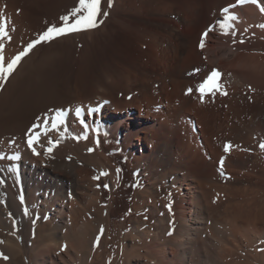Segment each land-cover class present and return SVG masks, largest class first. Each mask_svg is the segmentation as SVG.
Instances as JSON below:
<instances>
[{"label":"rangeland","instance_id":"obj_1","mask_svg":"<svg viewBox=\"0 0 264 264\" xmlns=\"http://www.w3.org/2000/svg\"><path fill=\"white\" fill-rule=\"evenodd\" d=\"M26 1L0 0V17H3L5 21L11 18L19 21H27V19L30 21L37 20L41 23L36 28L33 27L36 32L40 30L39 33L28 32L26 29L23 32L17 30L19 33H14L13 28L8 27L7 31L11 40L7 38L0 39V43L3 44L1 54L4 57L5 65L16 54L23 51L31 40L37 39L49 26L60 25V23L49 21L50 15L59 14L61 9L66 13H70L68 11L76 7L65 5L66 0L65 2H62L63 0H28L30 4ZM53 1L55 3L52 5ZM57 1L58 3H56ZM146 1L112 0L109 7V0H101L100 15L97 19L102 21V23L93 28L94 33L91 39L96 44L93 43L95 48L90 50V56L88 54L89 62L83 64L80 61L85 42L84 37L74 38L72 44H70L73 53L67 65L70 79L66 82L61 78V74L67 73L66 70L61 69L59 72V83L63 84L65 82L67 84L65 89L70 91L75 88L74 86L78 82L76 75L82 73L81 76H84L85 70L89 72L84 76L85 79L87 78L84 82L87 80L90 82H87L89 91L96 89L95 91L100 92L99 88L97 89V86H95V82H92L94 81L93 79H96V76L101 78H98L99 82L113 83L108 88L106 96H108L107 98L110 99L109 101L114 106L119 105L123 108H128L134 102V105H132L134 109L130 110L128 116L132 117L135 122L138 121L136 117L138 109L141 107L151 116L145 121L143 128L151 135L152 143L148 144L143 140L138 141L133 138L128 139L123 144V136L126 132L125 125L117 127L111 121L109 133H101L97 127L96 114L89 116V118L88 116L86 117L83 124L86 131L82 134L84 140L80 137V139L78 138L81 141V144L78 145V150L84 155H89V149H99L98 147L103 144L104 154L109 153L112 158V173L115 179L113 182L110 180L109 183L113 187L115 184L112 185L111 183L116 182L115 191L110 193L109 183L104 184L105 181L100 178L99 182L102 185L104 184V193L102 194L105 201L104 204L109 205L104 209L106 213L101 210L94 211L89 216V220H87L88 225L86 224L85 232H78L70 236L72 238L71 241L61 239L62 243L57 240L58 243L52 244L51 246L54 247L51 253L52 262L47 260L46 264H256V258L264 261V257L261 258L264 255V243H261V241H257L259 243L250 242L264 229V150L260 147L262 143L257 144L259 137L257 135L249 137L248 133L247 138L243 142L233 143L229 151L223 152V146L221 149L219 148L221 144L225 143L224 140L231 139L234 127H236L235 129L243 127L242 122L239 121L240 118H246L247 124L254 119L249 113L244 114L242 109L238 110L240 106L242 108L243 104L253 106L252 99L245 98L244 101H241L238 95L226 98L227 94L223 93H225L224 89L226 86L234 87L232 83H229L227 74L230 73V68L236 62L229 59L228 55L237 46L241 48L235 50L234 54L235 56L243 55L245 57L244 62L242 61L243 66L252 68L256 65L260 70L264 69V27L258 26L264 25V13L257 9L256 14L260 16L259 20L254 22L243 21L238 10H235L236 7L229 8V13L234 14L238 19L231 21L232 27L230 29H221L218 24V21L224 20V14H222L221 10L229 7V5L224 6L228 2L234 1L230 5H236L237 0H208V2L207 0H188L189 5H185L182 2L183 0L174 5H169L168 2L162 1L160 4L159 1L153 3L152 6H147ZM148 3H152L151 0H148ZM48 4H50V7H47L48 9L46 10L45 6ZM115 5L118 8L116 14L113 13ZM27 8H29L28 12ZM58 8L59 10H57ZM247 11L253 12L251 9H247ZM103 13H107V15L105 16ZM22 14L25 16L24 19ZM44 14H48V17H43ZM196 16L201 17L199 25L194 24L193 20ZM120 17L122 19L131 18L132 21L128 22L129 28L119 25L118 19ZM206 18L212 19L214 28L206 36L203 48L200 47L203 33L198 39L196 50L200 52V59L194 66L199 68L195 67V70L187 71L186 69L189 68L190 63L195 62L192 56L188 55V51L195 49L198 28ZM184 19L192 21L185 23L183 22ZM163 26L173 27L182 33L186 39H183L186 45L176 62L174 61L171 47H174L177 41L170 35L171 33L169 34L167 30L163 29ZM224 31H227L228 34H223ZM11 32L13 33L11 34ZM25 34L29 36H24ZM61 36L63 35L57 36L49 42H42L36 45L25 57L27 58L31 52H37L35 57L39 58L43 51L48 46H51L55 40L61 41L60 43L63 45L67 44L66 39L68 36ZM239 39L241 42H239ZM124 40L129 43V46L126 45V47H130L129 52L126 50V53L122 51L123 45L120 48L119 44ZM126 42L124 41V44ZM111 48L116 49L111 51ZM209 48L214 52L215 50L219 52L216 57L217 63L219 61L223 62L222 64L219 63V66L214 67L213 57L206 54ZM55 49L56 46H51L49 51H55ZM117 50H119V53H116ZM93 51L96 52L94 53ZM25 57L20 60L14 72ZM224 58L226 59L225 63ZM250 61L251 63H249ZM176 63L179 70L186 73V77L192 75L199 80L196 85V94L194 93L195 98L191 100L187 108H177L178 106L176 105L180 102L181 97L190 95L188 90L182 93V86L178 82L174 80L172 82L169 69ZM214 69L221 73L218 78L221 91L219 90V94H216V97L218 96L219 98L208 104L205 99L201 101L197 86ZM14 72L6 81L0 80V92ZM116 78L117 80H115ZM261 88L264 96V86L262 85ZM86 92L88 91L86 90ZM235 99H238L239 104L234 105V110L227 109L225 107L226 103H231ZM262 99L264 100V97ZM198 103L204 108L207 105L206 113L200 112V117L203 119L207 118L209 125H212L211 133L207 131L208 133L201 135L199 127H197L200 117H197L192 111L196 110L197 107L199 110L203 108H200ZM175 111L179 112L175 113ZM90 118L89 123L88 119ZM262 131L263 128L259 132ZM138 134L140 136L143 135ZM159 135L161 136V141H165L171 146L173 154L171 164L168 168L162 170L161 174H166L167 176L168 171H182L175 173L178 175V180L175 179V174L173 175V183L169 187L149 190L147 194L141 196L142 198L136 197L134 194L136 185L134 184V176L131 174L133 163H135L134 160L141 155H146L150 148L159 141L157 138ZM85 136L86 139L84 138ZM207 142L216 145L217 148L213 145L214 149L222 151L219 156L221 159L217 158L216 154L210 153ZM133 148L137 150H133ZM193 155H196L195 158ZM115 156L116 158L113 159ZM196 157L205 164H209L208 172H211L213 176L210 177L211 180L209 179L210 183L208 184L205 181L206 178H203V184L206 182L204 185L195 183L192 190L195 191V194L192 192L187 194L182 187V180H195V177H199L198 169L201 168L202 164L195 163ZM223 157L226 158V162L227 158L235 159V161H231L229 165L223 161L225 168L223 167L222 170L224 172L223 175H220V178L216 170L218 168L221 170L220 161ZM84 163L82 161L80 166H84ZM215 163H217L216 166ZM86 165L88 167L85 168L93 176L98 175L99 170L97 169V172V165H94L93 159H88L87 163H85ZM195 167L196 169H194ZM228 175H234L237 181L229 180ZM116 189H119V191ZM135 206L137 210H132V207L135 208ZM202 207L204 208V213L201 233L197 231L195 232L197 235H194V233L192 234L193 236L191 235L193 241L187 253H185L184 250L175 246L179 242L178 234L183 233V228H186L184 220L188 217L189 211H201ZM258 217H260L259 220ZM256 231L259 232L257 233ZM181 236H184V234ZM41 241L42 243L39 246L43 248L45 242ZM69 243L71 246H69ZM161 251L165 254V257H156V252ZM7 257L8 259L0 261V264H34L33 261L29 262L24 256L16 257L10 255Z\"/></svg>","mask_w":264,"mask_h":264},{"label":"bare ground","instance_id":"obj_2","mask_svg":"<svg viewBox=\"0 0 264 264\" xmlns=\"http://www.w3.org/2000/svg\"><path fill=\"white\" fill-rule=\"evenodd\" d=\"M72 1L74 0H71V2ZM159 1L160 4L162 1V2H168L169 5L170 4L174 5L177 4V2H180L181 0H151L152 3H148L147 0L145 3L147 6L148 5L152 6L153 3ZM195 1H199V0H195ZM62 2H65V0H63ZM182 2H184L185 5L188 4V0H183ZM53 3H55V1L52 2V5ZM56 3H58V1ZM231 3H234V1L228 2V4L226 3V5L224 6L230 5ZM49 5L50 4L45 6L46 10L48 9L47 7H50ZM65 5H67V3ZM116 6L117 5L114 6V10H113L114 14H116L118 9ZM262 7H264V0H257L256 3H245L243 5H238L236 3L235 10H238L240 17L243 21L254 22L259 20L260 18V16L256 14L257 13L256 10L257 9L260 10V8ZM29 8H27V12ZM247 9H251V11L253 12H248ZM57 10H59V8ZM24 17L25 16H23V19ZM200 19L201 17L196 16V18H194L193 20L194 24L199 25ZM129 21L130 22L132 21L131 18L122 19L120 17L118 19V23L120 22L119 25L121 24L128 28H129V23H128ZM191 21H189L188 19L183 20V22L185 23ZM6 23H7V29L8 27L13 28L14 33H19L17 32V30L18 31L21 30L20 32H23L24 29L32 33L33 32L39 33L40 31L39 30L36 32V29L33 30L40 23L37 20L30 21L27 19V21L24 20L19 21L18 19L12 20L10 18V20H7ZM211 23L213 25L208 26V24ZM157 25L160 26L159 24ZM213 28H214V22L212 21L211 18L209 19L206 18L203 24L199 26L197 38L195 40V49L192 51H188L189 52L188 55L190 57L192 56L195 62L190 63L189 68L186 69L187 71L194 69L195 67L199 68L197 66H194L197 64V61H199L200 59V52L196 50L198 39L202 33L204 34L206 31L209 33ZM163 29L167 30L169 34L171 33L170 35L174 37L175 40L177 41V44L175 42L176 45L174 47H171L172 55L174 61L176 62L178 58H180L184 50V47L186 45V42L183 40L185 39L184 35L170 26H163ZM12 33L13 32H11V34ZM93 33L94 31L90 30L85 32L84 35L85 42L83 46L82 55L80 58V61L83 64L89 62L88 54L90 50H93V48H95V45H93V43L95 42H93L91 39ZM26 35L27 34H25L24 36ZM29 35H27V37ZM75 37L76 34L69 35L66 39L67 44L65 45L60 43L61 41L55 40L54 43L51 44V46H56L55 51H49L51 46H48L46 50L43 51L42 55L39 58L35 57L37 52H33V53L31 52V54L27 56V58L25 57V59L21 61L20 66L17 68L14 74L9 78V80L3 86V89L0 92V156H4V157L13 156V155L19 156V159L17 160H10L7 158L0 159V237H2L0 238V261L5 260L4 259L5 256L7 257L11 255L16 257L24 256L26 259H28L29 262L33 261L34 264H46L47 260H49V262H52L51 253L54 250V247L51 246L52 244L55 245L57 240L60 241L61 239L71 241L72 238H70V236L75 235L78 232L79 233L85 232L86 224L88 225L87 220H89V216H91L94 211L101 210L102 212L106 213L104 209H106V206L108 207L109 205L104 204L105 201L103 200L102 194L104 193L103 185L105 183L106 184L109 183L110 180L113 182L115 179L112 173L113 172L112 163H111L112 158L109 156V153L104 154L105 151L103 149V144H101V146L98 147L99 149H94L92 151H89V155L88 154L84 155V153L82 154L80 150H78V145L81 144L80 143L81 141L78 140L77 137L82 138V134L83 132L86 131V129L83 126L84 123L81 124L80 120L76 118L74 112L75 108L79 107L82 109V111H84V116L81 118L83 119V121H85L87 116L88 118L89 116L91 117L90 114L91 110L96 111L95 113L96 123L101 133L103 132L109 133V130L111 129L110 127L111 121L117 127H121L125 125L126 132L125 135L123 136L124 137L122 141L124 142L123 144H125V142L128 139H133V138L137 139L138 141L143 140L148 144L152 143L150 138L151 135L149 134L148 131H145V129L143 128L145 121L148 120L151 116L147 111L143 110L141 107L138 109V114L136 117L138 121L135 122L132 117L128 116L130 114V110L133 108L132 105H134V102L131 106L128 105L129 106L128 108H123L122 106L119 105L114 106L112 102L109 101L110 99L107 98L108 96H106V93H108V88L111 87L113 83L99 82V79L101 78L98 77L99 78L98 79L96 76V79H93L94 81L92 82H95L96 84L95 86H97V89L99 88L100 92L95 91L96 89L93 91L91 90L89 91V89L87 88L88 86L87 82L89 81L87 80L86 82H84L87 79L84 78V76H86L85 74H87L88 72L87 70H85L86 72L84 76H81L82 74L81 72H79L81 74L78 73L79 75H76V80L78 82L76 81L77 83L75 84L74 86L75 88L72 91H70L69 89H65V87H67V84L65 82L63 84L59 83L58 80L60 78L58 76L61 69L64 71L66 70L67 72L68 69L67 65L70 61L71 54L73 53L70 44H72V41L74 40ZM203 39L206 40V36H204ZM126 40L124 41L126 42ZM124 41L119 44H120V48L121 45H123L122 51L126 53V50L127 52H129L128 50L130 49V47L127 48L126 45L129 46V43L126 42L124 44ZM89 42L92 43L89 44ZM239 42H241L240 39ZM116 48H111V51L115 50ZM240 48L241 47L237 46L236 49L235 48L234 49L238 50ZM235 50H232L233 52H230V54L228 55L229 59H232V61L236 63L232 68H230L231 69L230 73L227 74L229 78V83H232L234 87L230 88L229 86H226L224 92L227 94L226 98L228 97L231 98L232 95L233 96L238 95L240 96L241 101H244L245 98L249 100L252 99L253 106L243 104L242 108L240 106L238 110L242 109L244 114L249 113L250 116L253 117L254 119L251 122H248L249 124H247L246 118L245 119L240 118L239 121L242 122L243 127H239L237 129H235L236 127H234L232 129L234 131L233 136L231 137V139L224 140L225 143L221 144V146L219 147L220 149L222 148V146L223 149L225 148L226 145L231 146L235 142H243L245 138H247L248 133H249V137L250 136L252 137L254 135H257V137H259L257 139L258 140L257 144L264 143V117H263L264 100L262 99L264 96H263V89L261 88L262 85L264 86V69L260 70L259 67L256 65L253 66L252 68L249 66H243L245 57L243 55L235 56L234 54ZM118 51L119 50H117L116 53ZM206 54L213 57L212 59H213L214 67L219 66V63L221 64L223 63L219 61L217 63L216 57L219 54L217 50H215L214 52L212 51L211 48H209ZM223 60L225 63L226 59L224 58ZM249 63H251V61ZM169 73L172 82L174 80L175 82H178L180 86H182L181 87L183 89L181 90L182 93L185 90L192 89V91L189 92L190 95H188L187 97L184 96L181 97L180 102L176 104L178 106V107L176 106L177 108H187L191 100L195 98L194 93L196 92V85L199 82V80L196 77H193L192 75L186 77L185 76L186 73L181 72L179 70L177 63L175 65H172V67H170ZM69 77L70 76L68 75V72L65 74H61V78H63L66 82L70 79ZM89 80L91 81V79ZM115 80H117V78ZM218 84L220 85L219 81ZM86 90L88 92H86ZM219 90L221 91V87ZM219 90L215 91L214 96L211 93H206L203 99H205V101L208 104L213 101H216V99L219 98L218 96L216 97V94H219L218 93ZM87 93H89V95H87ZM198 94L200 95L199 92ZM237 104H239V101L238 99H235L234 101H231V103L227 102L225 107L227 109L230 108L231 110L232 109L234 110V105ZM199 105L200 108L203 107L201 104ZM206 106L205 108L204 107L201 108V110H199L197 107L196 110H193L192 112L197 117H200L201 115L200 112L206 113V108H207ZM57 110H64L67 113V115L65 117L63 125H61L57 129H52L51 128L52 117L55 115ZM98 110H101V114H99L100 116L97 113ZM179 111H175V113H178ZM46 120L48 121V124L47 127L45 128L44 122ZM88 120H89L88 122L90 123L91 118ZM33 125H39V127L33 128ZM197 127H199L201 135L206 134L208 132L211 133L213 129L212 125H209L207 118L203 119L201 117L199 118ZM262 128L263 131L259 132L260 129L262 130ZM29 129H32L31 133L29 132ZM258 132L260 135L258 134ZM37 133H39V142L38 143L34 142L33 147L36 149V153L38 154H34L32 148L28 146V137L29 135H35ZM138 133L143 135L140 136ZM160 137H161L160 135L157 136L159 141H157V143H155V145L152 146L150 150L148 149L149 152L146 155H141L134 160L135 163H133L134 166L132 167L133 171L131 172V174L134 176V184L136 185L135 186L136 190L134 192L136 197H141L144 194H147L149 190H153V189L159 190L160 187H169L173 183V178H172L173 175L176 172L182 171V170H177L174 172L168 171L167 176L166 174L165 175L161 174V171L168 168V166L171 164V161L173 159L172 156L173 154H172L171 146L168 145L165 141H161L162 139ZM57 141H59V143H57ZM206 144L208 145L207 147L210 148L211 154H216L217 158L221 155L222 151H219L218 149L217 150L214 149L213 143L207 142ZM214 146L215 148H217L216 145ZM49 147L52 148L51 152H47V149ZM133 150H137V149L133 148ZM114 158H116V156L113 157V159ZM88 159H93L94 165H97L96 170L98 169L99 172L97 170L98 175L97 174L96 175L98 176V179H94V177L97 176H93L92 173L85 168L88 167V165L85 166V163H87ZM227 159L228 160L226 162V158L225 157L222 158L225 164L228 165L231 161H235V159H231V158H227ZM195 160L196 162L195 161L194 162L196 164L199 165L202 164L201 168L198 169L200 175H198L199 177H195V180L192 179L182 180L183 181L182 187L184 190H186L187 194L190 192L195 194V191H192L194 189L195 183L197 185H202L203 178H206L205 181L208 184L210 183L211 180L210 177L213 176L211 172H208L209 164L207 163L205 164L204 162H202V160L197 159V157ZM82 161L83 163L85 162L83 164L84 166L82 165L80 166V163ZM216 164L217 163H215V166ZM194 169H196V167ZM216 171L218 177H220L221 170L218 168ZM174 177L176 180H178L177 174H175ZM100 178L101 180L105 181L103 185L101 184V182H99ZM228 179L237 181L236 180L237 178L234 175L232 176L228 175ZM206 182H204V184ZM111 184L112 185L115 184V185L111 187L109 183L110 193L115 191L116 182ZM116 190L119 191V189ZM21 198H23V202L21 201ZM132 210H137V207L136 206L135 208L132 207ZM203 213H204L203 207L201 211L191 210L189 211L188 217L184 220L186 223L185 224L186 228H183L184 229L183 233L178 234L179 242L175 246L179 249L184 250L185 253H187V250L190 248L191 246L190 244L193 241L191 235L193 233L195 235L196 234L195 232L197 231L201 233V224L203 223ZM259 218L260 217H258V220ZM183 234L184 236H181ZM40 239L45 242L43 248H40L39 246V244L42 243ZM257 241H261V243L262 242L264 243V229L261 230L257 234V237L253 238V240L250 242L255 243ZM60 242L62 243V241ZM69 246H71L70 243ZM155 256L165 257V254L161 251V252H156ZM263 257L264 255L261 256V258ZM256 262H257L256 264H264V261H261L258 258H256Z\"/></svg>","mask_w":264,"mask_h":264},{"label":"snow or ice","instance_id":"obj_3","mask_svg":"<svg viewBox=\"0 0 264 264\" xmlns=\"http://www.w3.org/2000/svg\"><path fill=\"white\" fill-rule=\"evenodd\" d=\"M256 2L257 0H237L238 5H243L245 3H256ZM111 3L112 0H109V7L111 6ZM100 4H101V0H78V5L75 8H73L70 11V13L60 18L62 21V25L60 27H57L55 25L49 26L46 31L41 33L37 37V39L28 43L27 46L24 48V50L16 54L10 61L7 62L6 65L4 63L3 55L0 54V80L6 81L8 77L14 72L20 60L23 57H25L36 45L42 42H49L55 39L57 36L65 35L70 32L86 31L97 27L99 23H102V21H99L97 19V17L100 15ZM234 7H236V5H229V7L223 8L221 10L222 14H224V20L218 21V24L220 25L221 29H225V28L230 29L232 27L231 21L238 19V17H236L234 14L229 13V8H234ZM260 11L264 13V7L260 8ZM103 15L106 16L107 13H103ZM258 26L264 27V25H258ZM223 34L227 35L228 32L224 31ZM207 35L208 32L206 31L201 38V42H200L201 48L204 47L203 37ZM2 38H7L8 40H11V37L8 35V31H7V23L3 17H0V39ZM2 51H3V44L0 43V53H2ZM220 75L221 73L214 69L209 74V76L201 84L197 86V91L200 93L201 101H203L204 95L206 93H211L214 95L215 91L220 89V85L218 84V78L220 77ZM188 91L191 92L192 89H189ZM223 94L226 95V93ZM74 112L76 118L80 120L81 124H83L84 121L83 119H81L82 109L77 107L75 108ZM66 115L67 113L64 110H57L55 115L52 117L51 128L57 129L61 125H63ZM44 124L46 128L48 121L46 120ZM37 127H39V125H33V128H37ZM29 132L31 133L32 129H29ZM34 142L35 143L39 142V133L35 135H29L28 137V146L32 148L34 154H38L36 153V149L33 147ZM57 143H59V141H57ZM229 147L230 145H226L224 151L227 152L229 150ZM260 147L262 150H264V143H262ZM51 151L52 148L49 147L47 149V152H51ZM89 151L92 150L89 149ZM5 158L10 160H17L19 159V156L18 155H13L8 157L0 156V159H5ZM220 168H221V175H223V171H222L223 160L220 161ZM94 179H98V177H94ZM21 201L23 202V198H21ZM4 259H8V257L5 256Z\"/></svg>","mask_w":264,"mask_h":264},{"label":"crops","instance_id":"obj_4","mask_svg":"<svg viewBox=\"0 0 264 264\" xmlns=\"http://www.w3.org/2000/svg\"><path fill=\"white\" fill-rule=\"evenodd\" d=\"M67 2V6H71V7H75V6H77L78 5V0H74V1H72L71 2V0H66ZM68 3H69V5H68ZM73 4V5H72ZM70 9V8H69ZM71 10H69L68 12H70ZM68 13H66V12H64V10L63 11H61L60 12V14H57V15H50L49 17H51V18H49V21H51V22H55V23H60V25L59 26H57V27H60L61 25H62V21H61V17L62 16H64V15H67ZM43 17H48V14H44L43 15ZM74 19V18H73ZM71 22V21H70ZM90 30H93V28L92 29H89V30H86V31H78V32H70V33H68V34H65V35H63V36H61V37H64V36H69V35H75L76 34V37L75 38H78V37H84V35H85V32H87V31H90ZM60 37V38H61ZM59 39V38H58Z\"/></svg>","mask_w":264,"mask_h":264}]
</instances>
